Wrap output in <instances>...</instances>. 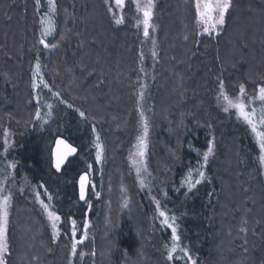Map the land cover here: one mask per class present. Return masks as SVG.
<instances>
[{
    "label": "trees",
    "instance_id": "1",
    "mask_svg": "<svg viewBox=\"0 0 264 264\" xmlns=\"http://www.w3.org/2000/svg\"><path fill=\"white\" fill-rule=\"evenodd\" d=\"M139 2L143 5L147 0ZM55 3L52 12L48 0H40L39 4L36 0H0V126L4 127L2 130L19 127L20 131L13 136L15 142L8 154H0V181H5L0 187L6 189L14 182L7 165L15 162L17 185L25 184L35 200L39 193L49 210L61 217L57 244L43 234V228L48 227L45 221L26 223L27 228H33L30 247H39L37 252H31L29 264H55L60 258L58 251L63 256L57 264H187L179 250L176 258H167L172 247L171 229L162 225L157 202L160 210L176 217L179 247L186 248L196 264H212L215 235L221 230L216 212L219 204L225 202V187L234 176L227 169L230 178L226 179L220 168L225 163L228 140L238 145L235 175L241 181L251 178L248 186L254 189L251 199L248 197L251 207H245L248 216L242 214L234 219L245 221L236 224L235 236H240L243 244L253 245L248 264H264V167L258 160L259 146L236 110L225 112L223 97L217 100L220 80L231 98L239 96L241 84L251 97L257 94L258 86H264V0H232L223 31L215 37L199 36L195 0H153L149 39L143 34V13L137 12L136 0H126L122 9L114 0ZM121 16L126 23L117 25L115 20ZM49 20L53 31L42 35ZM117 44L122 47L119 57L111 52ZM37 63L51 89L45 93L52 105L47 122L58 133L54 139L50 135L51 150L58 137L79 149L78 157L69 162L61 175L52 169L51 153L46 161L38 146L42 139L39 133L46 129L38 126L35 119L36 111L40 112L33 88ZM139 76L159 83L160 89L153 92L147 85L144 94L154 95L161 106L162 123L159 122L161 128L147 155V172L141 174L144 186L139 180V188L134 190L137 202L132 208L122 209V200H96L89 192L87 202L82 204L76 188L81 173L92 178L100 172L99 182L94 178L97 191L104 196L107 188L114 195L115 182L119 180L116 176L123 174L122 165L118 166V159L123 163L118 152L135 120ZM260 104L258 100L250 107L259 110ZM3 133L0 131V137ZM210 141L213 154L201 168ZM161 143L166 150L159 147ZM97 144L102 146L101 162L96 160ZM190 169L193 180L198 178L197 169L205 174V179L191 191L186 183L182 184ZM72 171H77L76 178ZM226 191L229 206L234 202L230 201L228 188ZM30 197L14 198L13 203L35 218L34 208L25 205L31 202ZM106 214L110 215L109 221L98 220ZM116 217L117 221H113ZM72 220L77 223L78 233H83L85 221L99 233L90 243L92 250L88 251L87 243L78 245L75 257L71 255ZM13 225L8 222L11 240L8 239L7 264H16L20 257V235ZM36 230H40L45 241ZM40 245L46 251L53 250L51 258L42 255ZM81 252L85 254L83 260Z\"/></svg>",
    "mask_w": 264,
    "mask_h": 264
},
{
    "label": "rangeland",
    "instance_id": "2",
    "mask_svg": "<svg viewBox=\"0 0 264 264\" xmlns=\"http://www.w3.org/2000/svg\"><path fill=\"white\" fill-rule=\"evenodd\" d=\"M125 1L126 0H124V3H125ZM227 15H228V13L226 14V17H225V24H226ZM125 23H126V21L121 23V24H117V23L116 24L117 25H123ZM225 24L222 27H218L217 31H215L211 35H209L208 33L203 32L204 26L198 22V30H199L198 34L200 37L219 36L222 33ZM148 39H149V37H148ZM121 49H122V47L119 44L115 45V47H112L111 52H112L113 56L119 57V52ZM36 77H37V79L35 80V83L37 84V87L35 88V91L37 93V98L39 100L40 114H41V117H43L45 120H47L48 118H50L49 115L51 113L52 105H51V102L45 97V93L46 92L48 93L51 91H49V89H50L49 87H44V84H46V82H45V79L43 77V70L40 69L39 74ZM41 78L43 80V83H41ZM145 78H146V80H145ZM155 81L156 80L149 79L148 76L147 77L146 76L145 77L139 76L138 87L136 90V110L134 112L135 113V120L132 123L133 125L131 126V129L128 130V134H129L128 139L126 140V142H124L125 144L123 143V145L119 149L120 151L118 152V154L121 155L123 163L120 164L119 159L117 158L118 159V166L121 167V165H122L123 174L122 175L117 174V176H116V178L119 180L117 182H115L114 195H113V192H109L106 188V191L104 192V196L102 193L97 191V188L94 186L95 185V183H94L95 179L94 178L96 177L98 179V182H99L100 172L95 177L92 176L89 192L93 193V198H95L96 200H99L102 197H104L103 198L104 201L107 202V201H109L115 197V198H117V200L119 199L120 201L121 200L123 201L122 209H126V207H129V206L132 208V204L134 205V203L137 202L138 196L134 190H138L139 180L142 179L141 174L144 173V171L143 170L141 171L140 177L138 178L137 172H136V166L133 165V160L131 157H132V154L137 151V149L135 147V145L138 142L137 138L143 134V121L141 119L140 113L143 112L144 119H146L147 125H148V137H147V145L148 146H147V151H146V154L144 157V166H146V163H147V155L149 154V150L151 149L152 144L155 142V140H154L155 136L161 128L159 122L162 123V115L160 114L161 113V106L157 105V101L153 97L154 95L148 96V95L144 94L145 89H147V85L149 88H153L152 92L154 89H160L159 85H158L159 84L158 81H156L157 83H155ZM161 84L164 85V80H163V83H161ZM141 92H143V99L140 98ZM152 92H151V94H152ZM247 94H248L247 97H251V96H249V95H251V93H247ZM255 96H253V97H255ZM150 97H151V99H150ZM163 97H166V96L164 95ZM257 101H258V99L253 100V102H257ZM48 105H51V108H49ZM224 106H225V104H224ZM231 110L232 109H230L227 113H229ZM237 117H238V115H237ZM41 125L43 127H45L46 130L44 129L45 131H42L41 133H39L40 135H42L41 136L42 139H39V145L38 146L42 149L44 159L46 161H49L50 153H51V163H52L51 143L53 140L51 141L50 135H51V137L54 136V137H52L54 139L56 137V135H58V133L54 132L55 131V128H53L54 126L51 125V123H49V122L42 124V121H38V126H41ZM14 126H17V125H14ZM3 128L4 127L0 126V129H1L0 131H4V130H2ZM18 128L14 127V128H12V130L7 129L9 131V133L11 134L8 138L10 143H9L8 148H7V151H5L4 136L0 137V154H2L3 157H5L8 154L11 146L15 142L13 136L15 137V135L16 136L18 135L17 133H20ZM52 132H53V134H52ZM77 141H80V140L78 139ZM225 142H226L225 145L227 144V146H228V148H226V152H225L226 159H225V163L223 164V166L220 163L221 164L220 168L221 169L223 168L222 170L225 171L224 176L226 179L230 178L229 172L228 171L226 172L227 169H229V171L234 174V176L231 175V178L229 179L230 184H228L226 186H228L227 188L229 190V194H231L230 201L232 200L234 203L236 202V207L234 208L233 202H232L233 204L230 203L232 208H229L230 205L227 206L229 204V201H228L229 195L226 191L227 188L225 187V193H224V198H223V199H225V202L222 204H219V206L217 208L218 212H216L217 216L219 217V221H220L219 225H220L221 230H220V233H216V235H215L214 246H213V259H214V261L212 260L211 262H212V264H248L251 261V252L253 251V245L251 242H250L249 246H248V244H243V242H241L242 239L240 238V236H238V235L235 236L236 235V233H235L236 224H239L238 222L245 224V221H240V220L235 221L234 219L236 218V216H238L237 218H239V216L240 215L242 216V214L248 216L249 213H248V211H245V207L246 206L249 207L246 210L250 209V207H251L250 193H253L254 189H250V187L248 186V184H251V178L249 179L248 177L247 178L244 177V178H242V181H241L240 178L238 179L237 176L235 175L236 174V166H237L236 158H237V150H238V145H237L236 141H233V140L229 141L228 140ZM256 143H257V141H256ZM257 146H258V143H257ZM159 147L161 149L166 150L165 145L163 143H161L159 145ZM116 151H117V148L114 151L112 150L111 151L112 155H115ZM102 158H103V152L101 154L100 162H101ZM136 159L138 160L139 157H136ZM76 173H77V171H72V176L74 178H76L75 177ZM11 174H12V176L10 177V179L14 180V182H12V183L10 182V184L6 186V189H4V193H5V195H8V194L11 195V206L9 208L8 222H10V224L14 223L13 227L17 228V233L20 235L19 236L20 238L18 240L19 241L18 255L20 257L18 258L16 264H29V258L31 256L30 255L31 252H37L39 247H37V246H33L32 248L30 247L29 239H30L31 232H32L33 228L32 229L27 228V226H29L28 224H26L28 221H30V222L36 221V220L37 221H45V223L47 224L48 227L46 229V226H45V228H43L44 231L42 230V232L45 236H47V237L49 236V240L52 239V241L55 244H57V242H59L60 236L59 235L57 236V234H59L58 228L55 230L57 234H54V229L52 228L51 221L48 219L47 212L44 210V208L38 202V200L33 199V197H32L33 192L31 193L29 191L30 189H28L25 186V184L21 183V184L17 185L16 180H15L16 179L15 178V169H11ZM81 174H79L77 179H76L77 191H78L77 182H78V179H79ZM121 177H122V179H121ZM108 179H109V176H107V180ZM235 180H237L236 181L237 189L235 188L236 187L235 186ZM15 183H16V185H15ZM242 184L244 187L242 186ZM133 187H134V189H133ZM27 195L31 196L30 197L31 198V202H30L31 204L26 203L25 205H26V207L29 206L31 208H34L35 213H33L32 216H34L35 218H31V216H27L26 209L16 207L17 204L13 203V200H15L16 198H19V197L21 198L22 196L25 197ZM46 195H47V198L49 196H51L50 194H46ZM77 196H78V192H77ZM258 200H259V198H258ZM50 201H53L52 196H51ZM78 201H79V196H78ZM258 202H260V200ZM106 205H108V204H106ZM88 211H89V209H88ZM109 216L110 215H108V214H106L105 216L100 215L98 220L99 221H105V220L109 221ZM221 216L223 218H221ZM222 219L225 220L224 223L221 221ZM96 220H93V221H96ZM113 221H117V217H116V219H113ZM254 222L256 223V221H254ZM57 224H58V222H57ZM250 224H251V221L249 222V226H250ZM71 228H72V226H71ZM36 231L38 232L37 235L40 236V239L45 241V238H44L43 234H41L40 230H36ZM70 231L72 232V229ZM87 231H88V236H87V239L84 240V244L85 243L89 244L90 246L88 248L89 249L88 251H91L92 249H90L91 248L90 243H92V240L95 241L96 237L99 236V233H98V231L97 232L95 231V227H93L92 224L89 225V228ZM102 232L103 231H101V233ZM10 233H11V227H10ZM10 233L8 235V239L10 238V240H11ZM177 234H178V229H177ZM82 235H83V233L77 232L76 239H80L82 237ZM238 238L240 240H238ZM87 240L89 241V243L86 242ZM109 241H108V239L106 241L108 246H109V244H108ZM172 245H173V240H172ZM40 246L42 249V252H41L42 255L47 257V259L51 258L50 255H51V253L53 254V252H52L53 250L51 251L48 248V250L46 251V249L43 245H40ZM179 246H180V244H179ZM58 252L60 253V255H59L60 258H59L57 263H61L63 255H62L61 251H58ZM241 256L244 257L243 258L244 262H241V259H240ZM247 257H250V258L248 259ZM26 258L28 260H26ZM232 260H233V262H232ZM53 263L57 264L56 262H53Z\"/></svg>",
    "mask_w": 264,
    "mask_h": 264
},
{
    "label": "snow or ice",
    "instance_id": "3",
    "mask_svg": "<svg viewBox=\"0 0 264 264\" xmlns=\"http://www.w3.org/2000/svg\"><path fill=\"white\" fill-rule=\"evenodd\" d=\"M37 4L40 3V0H36ZM116 6L118 8L124 7V0H115ZM137 3V12L143 13V34L145 37L149 36V28H150V20L152 18V8H153V0H147L146 4L141 5L139 0H136ZM232 4V0H195V8L196 15L198 18V22L203 25V32L211 35L213 32L217 31L218 27H222L225 24V17L228 13ZM49 9L52 12H55L56 3L55 0H48ZM115 22L117 24L123 23V17L116 19ZM41 24L44 25L45 21L41 20ZM139 26V22H138ZM53 31L52 21L49 20L46 26L43 28L42 35H49ZM41 44L47 48L48 44L45 43L43 39L40 41ZM153 43H155L153 41ZM155 55V53H153ZM40 65L39 63L35 66V71L33 74V78L35 80L36 76L39 74ZM41 83L43 80L41 78ZM37 87L36 83H33V88ZM44 87H48L47 84H44ZM219 88L221 89L220 95L217 97L219 101L221 97H223L225 112H228L230 109H235L238 118L242 119L251 129L252 133L255 135L257 139V143L259 146V156L258 160L262 167H264V86H258L255 97H247L245 85L241 84L239 87V96L235 98H231L224 91V81H219ZM51 91V89H49ZM54 95H59V93H54ZM140 98L143 99V92L140 94ZM259 100L261 102L259 110L256 107H250L253 100ZM63 102V101H62ZM71 107V105H68ZM51 108V105H48ZM81 116H84V113H80ZM141 119L143 121V134L137 138L138 142L135 145L137 151L132 154L133 165L136 166L137 177H140L141 171L147 172L146 166H144V157L147 151V137H148V125L146 119H144L143 112L140 113ZM35 119L37 121H42L43 123H47L39 110L35 113ZM42 126V125H41ZM11 134L7 129L4 130V146L5 151L9 146V136ZM99 139V137H97ZM98 152H97V161L99 162L102 154V146L97 144ZM76 152V149L72 147L70 144L66 143L63 139L56 140V148L54 152L55 156V168L57 171H60L62 164L67 160V158L73 155ZM213 154V144L210 141L209 146L206 152L203 153V164L201 168L206 166L209 156ZM136 157H139L137 160ZM16 167V163L13 162L7 165V168L14 169ZM198 178L193 180L192 178V170H189L188 176L185 181L182 182L187 184L188 190L191 191L197 184H200L203 179H205V174L202 170L197 169ZM5 181H0V184ZM141 186H144V180H140ZM88 184V178L86 175H82L80 177V199L84 200L86 195V185ZM43 187V185H41ZM94 187V186H93ZM98 195V194H97ZM36 199L42 205L44 210L47 212L48 219L51 221L52 228L54 229V234L57 229V222L60 221L61 217L55 214L54 211L49 210V206L44 203L43 200L40 199V194H36ZM51 200V196L48 197ZM11 206V195H5L3 187H0V264H7L6 256L9 253V244H8V216H9V208ZM157 211L159 212V216L162 217V225L171 229V235L173 240V245L168 249L167 258L171 261L176 258L175 254L178 252L183 254V257L187 258V264H196L195 260L192 259L188 250L183 247H179L180 237L177 234V226H176V217L171 216L165 212L160 210L159 202H157ZM88 228L89 224L87 221L83 224V235L80 239H76L77 236V223L75 220H72V240L71 244V255L73 257L77 256L78 245L84 243V240L87 239L88 236ZM244 231V229H241ZM84 253H79L80 259L83 260ZM95 255V252L92 253Z\"/></svg>",
    "mask_w": 264,
    "mask_h": 264
},
{
    "label": "water",
    "instance_id": "4",
    "mask_svg": "<svg viewBox=\"0 0 264 264\" xmlns=\"http://www.w3.org/2000/svg\"><path fill=\"white\" fill-rule=\"evenodd\" d=\"M58 139H63L66 143L70 144L72 147H74L76 149V152L73 155L69 156L67 158V160L64 162V164H62L60 171H57L56 168H55V156H54V152H55V148H56V140H58ZM56 140L54 142L53 149H52V168H53L54 172L57 175H61L63 173L64 169L68 166L69 162L78 157L79 149L76 146H74L73 144H71L67 139H65L63 137H58ZM82 175H86L87 178H88V184L86 185V195H85V199L84 200L80 199V177ZM82 175L79 177L78 182H77V184H78V196H79V202L82 203V204H85L87 202V200H88V197H89V189H90V185H91V177H90V175L88 173H83Z\"/></svg>",
    "mask_w": 264,
    "mask_h": 264
},
{
    "label": "bare ground",
    "instance_id": "5",
    "mask_svg": "<svg viewBox=\"0 0 264 264\" xmlns=\"http://www.w3.org/2000/svg\"><path fill=\"white\" fill-rule=\"evenodd\" d=\"M78 192V191H77Z\"/></svg>",
    "mask_w": 264,
    "mask_h": 264
}]
</instances>
